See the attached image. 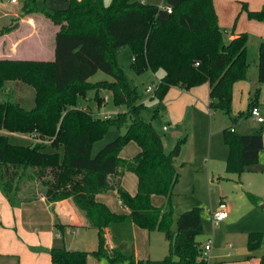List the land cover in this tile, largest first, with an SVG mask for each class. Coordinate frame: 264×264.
<instances>
[{
	"label": "trees",
	"instance_id": "16d2710c",
	"mask_svg": "<svg viewBox=\"0 0 264 264\" xmlns=\"http://www.w3.org/2000/svg\"><path fill=\"white\" fill-rule=\"evenodd\" d=\"M32 1L23 0V5L29 6L28 13L39 12L58 26L54 59L0 60V130L35 133L41 141L14 145L0 133L1 194L17 208L38 197L37 193L23 192L26 182L36 180L48 203L72 198L89 227L100 230L130 218L148 232H161L169 247L164 258L145 260L101 248L90 253L71 251L69 264H85L88 254L105 258L109 264H207L203 244L197 240L202 233L199 210L182 212L172 227V197L180 178L175 162L183 140L165 152L162 137L140 114V95L118 65L117 55L122 48H130L131 69L136 74L162 71L154 98L161 100L172 86L188 90L207 83L208 108L236 121L232 114L233 85L246 78L251 64L247 34L241 32L225 40L214 0H165L171 12L142 0H112L110 4L68 0L67 8L60 10H38ZM241 11L251 20L264 22V6L251 10L241 2ZM99 70L113 80L88 81ZM258 82L264 84V42L258 47ZM101 90L109 91L114 105L125 106L126 111L103 118L78 107V100L90 91L99 104L103 100ZM258 93L259 87L248 114L257 105ZM111 126H125L126 131L93 155L94 143L103 139ZM222 138L228 147L227 173L241 174L259 162L262 130L239 134L228 126L222 130ZM129 140L136 141L140 151L125 159L119 153ZM47 145L54 151H46ZM59 147L63 149L61 155ZM125 172L137 177L134 194L120 183ZM107 190L116 191L128 214L113 212L95 199L97 193ZM152 195L163 196L164 204L154 206ZM262 245L264 232L247 234L249 252ZM258 264H264V254Z\"/></svg>",
	"mask_w": 264,
	"mask_h": 264
},
{
	"label": "crops",
	"instance_id": "0c3cea01",
	"mask_svg": "<svg viewBox=\"0 0 264 264\" xmlns=\"http://www.w3.org/2000/svg\"><path fill=\"white\" fill-rule=\"evenodd\" d=\"M150 1L154 0H142L144 3L155 4ZM219 2L220 0H214L217 19L220 23L222 9L219 6ZM228 2L227 21L233 22L228 40L234 38L238 33L245 32L247 34L249 55L253 53L252 57L250 55L251 64L253 63L255 66L253 75L249 77L251 78L250 80L246 76L245 79L239 80L233 85L232 114L236 120L242 116H245L247 120L233 128L239 134H251L262 130L263 150L259 155L260 161V158L264 157V123H257L250 117L248 106L256 88L259 87L257 105L264 108V84L259 85L258 82V47L261 42H264V22L249 19L246 13L241 11L240 5L241 2H246L249 9L259 10L264 6V0H228ZM22 6L23 0H0V25L2 26L6 23L3 27L7 26L6 30L0 33V60L52 61L54 59V42L58 26L54 24L53 27L50 23L51 21L44 18L39 12L21 16ZM67 6L68 0L32 1V7L38 10H60L67 8ZM159 6L164 7L165 3H161ZM238 12H242L248 21L243 20L242 25L236 28L237 18L234 19V17ZM2 22L4 23L2 24ZM10 22H12V25L9 24ZM249 33L253 35L251 44L253 47L248 42ZM157 74L159 80L162 72L158 71ZM88 96L81 98L82 100L79 99L78 106L87 108L98 115L89 107L88 100L90 97L88 98ZM93 98L95 99V97ZM164 99L167 100L166 104L169 109L181 107L182 110L189 109L191 112L198 111L202 114L211 115L210 112L212 110L208 108L210 99L209 85L207 83L188 90L172 86L161 100ZM95 101L98 104L97 99ZM0 133L6 134L9 132L0 130ZM174 135L179 140V133ZM162 140L164 150L167 152L166 142L163 138ZM97 142L93 145L92 153ZM132 142L136 144V148L133 150L135 153L133 157H135L139 153L140 147L137 142ZM126 144L128 145L129 141ZM119 155H121V151ZM121 157L131 159L129 155H121ZM179 164L178 155L175 162L177 169ZM129 173L132 172H125L120 178L121 185L123 184L126 188ZM110 192L117 195L115 190ZM130 192L134 194L136 190H130ZM110 196L106 191H103L97 193L95 199L106 204L111 211L119 212V207H116ZM154 196H151V203L159 207L161 201L154 199L156 198ZM118 203L128 214V210L122 206L119 199ZM54 213L57 217L56 220ZM227 217L220 223H223ZM131 223L135 239L132 245L134 255L137 259L140 258L142 260L156 259L144 247L139 249L136 239L138 237L142 241L146 236L144 233L147 232V238L150 240L157 231L148 232L136 226L132 221ZM224 226H227V222L224 223ZM110 230L111 225L104 226L100 230L89 227L84 214L77 208L72 198L57 201L53 207L43 196L39 195L34 200L23 202L19 207L12 208L0 192V264H69V253L71 251L90 253L98 248L108 253L120 251L112 240ZM58 231H60L59 236H57ZM209 239L208 237L205 241H202V244L204 245ZM211 240V248L206 258L207 264H258L259 262L261 255H257L255 251L249 252L247 250V239L243 246L229 243L224 247L220 246L216 239L211 238ZM104 262H107L105 258H97L91 254H88L85 260V264H104Z\"/></svg>",
	"mask_w": 264,
	"mask_h": 264
},
{
	"label": "rangeland",
	"instance_id": "374dc122",
	"mask_svg": "<svg viewBox=\"0 0 264 264\" xmlns=\"http://www.w3.org/2000/svg\"><path fill=\"white\" fill-rule=\"evenodd\" d=\"M104 1L105 4L112 2V0ZM150 2L161 5V3H165V0H154ZM219 4L222 9V17L218 25L224 30L223 35L225 40H228L233 23L232 21H227L229 2L228 0H220ZM28 8V5L25 6L24 4L22 6L21 16L29 14ZM42 16L47 18L44 15ZM235 18H237L236 28L242 25L243 20L248 21L242 12H238ZM50 23L54 27V24L52 22ZM9 24L12 25V22ZM3 25H0V31L6 30L7 26L3 27ZM252 41L253 35L249 33L248 42L250 45ZM250 55L252 57L253 53H250ZM117 63L124 71L130 83L136 86L137 92L140 95L139 102L143 103L140 114L143 120L150 123L156 132L165 140L166 147L168 148L167 152L172 150L178 141L174 135L175 133H179V139L183 140L179 154L181 165H178L180 178L175 185L174 195L172 197L173 229L176 227L177 219L182 212L197 208L200 212L202 222V233L197 236V240L200 242L205 241L209 237L210 240L211 238L216 239L222 247L229 243L232 245L236 244V246H239V244L243 246V243L245 245L248 232H264V209L261 206V204H264V157L262 156L256 165L241 174L227 173L225 170L228 147L223 141L221 130L226 126L236 127L244 123L247 121L246 117H238L236 121H233L220 110H212L210 112L211 115H206L198 111L191 112L189 109L182 110L181 107L169 109L166 104V99L160 100L154 98L153 92L146 91L147 86H152L154 82L158 81V74L152 73L149 70L141 74H136L131 69L132 54L130 48L124 47L120 50L117 55ZM254 68L255 66L252 63L248 69V80L251 79L249 77L253 75ZM112 80L111 76L100 70L89 78L90 82ZM88 95V98L90 97L88 100L89 107L100 117H114L117 112L126 111L125 106L116 107L114 105L112 96L107 90H101L99 92L100 97L103 99L99 104L93 98L94 91H90ZM80 100L82 99L80 98ZM256 125L258 124L256 123ZM125 131V126L121 128L116 126L109 127L103 139L95 144L93 155L101 147ZM6 135L8 136L9 142L14 145L26 146L32 143L29 134L6 133ZM132 141L134 140H129V144H126L127 146L125 145L122 148L121 155H129V158L135 155L133 150L136 148V144ZM45 150L49 152L54 151L49 145L46 146ZM57 152L61 155L63 153L62 147H59ZM128 177L126 181L128 189L123 184L122 187L130 194H133L130 190H136V176L133 173H129ZM110 191L107 190L106 193L111 195L112 202L115 203L117 208L119 207V212L116 211V213L126 214L127 212L118 203L117 195ZM23 192H34L38 194L37 196L41 195L36 180L26 182ZM154 197H156L154 199L161 201L160 206L164 204L165 199L161 195H155ZM223 201L228 205V217L223 223L214 225L210 220V215L218 209L219 204ZM56 202L49 203L54 207V203ZM226 222L227 226L225 227L224 223ZM110 231L112 240L118 247V250L126 255H132L137 259L132 249L135 239L131 220L125 218L122 222L111 224ZM144 234L146 236L142 241L138 237L136 239L138 248L144 247L156 259L164 258L169 248L164 235L157 231L148 240V233L145 232ZM255 253L257 255L264 254V245L255 251ZM104 264L108 263L104 262Z\"/></svg>",
	"mask_w": 264,
	"mask_h": 264
},
{
	"label": "built area",
	"instance_id": "2783aa9c",
	"mask_svg": "<svg viewBox=\"0 0 264 264\" xmlns=\"http://www.w3.org/2000/svg\"><path fill=\"white\" fill-rule=\"evenodd\" d=\"M163 9H165L167 12H171L170 6H164ZM157 82H154L152 86H147L146 91L147 92H153L156 88ZM250 117L257 123H264V108L261 106L255 105L250 110ZM31 139L33 141H41V139L35 134H31ZM228 214V205L223 201L219 204L218 209H216L214 212L210 215V220L214 225H217L220 223L223 219L227 217ZM60 235V231L57 232V236ZM211 240L209 239L204 245H203V257L206 259L207 254L211 248Z\"/></svg>",
	"mask_w": 264,
	"mask_h": 264
},
{
	"label": "water",
	"instance_id": "95a60500",
	"mask_svg": "<svg viewBox=\"0 0 264 264\" xmlns=\"http://www.w3.org/2000/svg\"><path fill=\"white\" fill-rule=\"evenodd\" d=\"M262 208L264 209V204H261Z\"/></svg>",
	"mask_w": 264,
	"mask_h": 264
}]
</instances>
